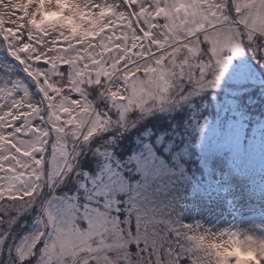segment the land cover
Here are the masks:
<instances>
[{
  "label": "snow or ice",
  "instance_id": "obj_1",
  "mask_svg": "<svg viewBox=\"0 0 264 264\" xmlns=\"http://www.w3.org/2000/svg\"><path fill=\"white\" fill-rule=\"evenodd\" d=\"M17 2L0 18V264H264L241 190L264 162L247 119L264 0Z\"/></svg>",
  "mask_w": 264,
  "mask_h": 264
},
{
  "label": "rangeland",
  "instance_id": "obj_2",
  "mask_svg": "<svg viewBox=\"0 0 264 264\" xmlns=\"http://www.w3.org/2000/svg\"><path fill=\"white\" fill-rule=\"evenodd\" d=\"M16 6H19L17 0H3V3L0 4V18L5 19V20L10 19L12 15V8ZM69 22H71V18L69 19ZM76 27L78 28L79 25L77 24ZM4 59H5V53L3 49L0 48V61ZM7 59L10 64L15 63L14 61H12L11 57H8ZM17 72L18 74L23 76V79L26 81V83L28 82L27 80H29L33 85L32 80L28 78L27 76H25L19 68H17ZM227 88H228V85H225V87L221 88L219 91L224 90L225 93L228 94ZM33 89H34V85H33ZM34 94H35V98L39 99V94L38 93H34ZM227 102H228V97L226 99L222 98L221 101H216L217 115L213 119H207L209 128L215 129L216 134L215 136H208L204 140V146H203L204 153L212 152L217 149V140L223 134L224 122L228 118L227 111H226ZM249 116L247 117V119L250 121V126H254V130L252 131L251 135L255 138L253 141H250V143L258 144L259 129L261 126H264V117L258 118V117H255V115H253L252 117L250 116L251 117L250 119ZM258 158L260 157H259V154L257 153V156L254 159V162H257ZM218 159L221 161V164H223L224 161L228 160V157L221 153ZM241 190L248 191L249 193L252 194V196H261L260 195L261 190L259 189L252 190L251 188H249L247 184H243L241 186ZM245 212L247 213V218L250 221L256 220L258 222L262 218L261 214L264 213V206L256 207L248 203V206L245 208ZM223 221L227 222V224L229 225L236 223V221H233L231 217H228V216L223 217ZM213 223L221 227L226 226V224L222 223L221 221L214 220Z\"/></svg>",
  "mask_w": 264,
  "mask_h": 264
},
{
  "label": "trees",
  "instance_id": "obj_3",
  "mask_svg": "<svg viewBox=\"0 0 264 264\" xmlns=\"http://www.w3.org/2000/svg\"><path fill=\"white\" fill-rule=\"evenodd\" d=\"M27 81L29 87L33 88L31 82L29 80ZM227 97L228 94L225 93L224 90L218 91L216 101H221L222 98L226 99ZM257 100L258 102L250 109V116L252 117L255 115V117L262 118L264 117V104L259 102V97H257ZM216 101L214 102V106L207 109V112L205 113L207 119H213L217 115ZM247 185L252 190H262V188H264V162H262L260 158H258L257 162H254L253 160L251 163V167L248 171Z\"/></svg>",
  "mask_w": 264,
  "mask_h": 264
}]
</instances>
